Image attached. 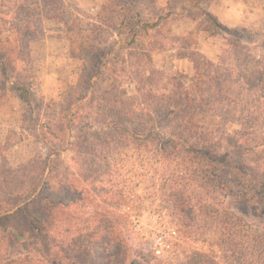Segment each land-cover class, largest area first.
<instances>
[{
	"label": "trees",
	"instance_id": "1",
	"mask_svg": "<svg viewBox=\"0 0 264 264\" xmlns=\"http://www.w3.org/2000/svg\"><path fill=\"white\" fill-rule=\"evenodd\" d=\"M0 5L8 14L38 18L37 24L48 19L67 25L72 16L63 0ZM109 8L98 14L89 44L82 45L81 90L68 110L69 129L80 123L78 130L86 132L73 145L80 154L74 169L58 173L55 181L44 171L32 182L15 177V187L0 190V222L13 221L20 239L29 233L47 239L57 230L63 242L75 238L61 264H264V43L258 58L240 31L228 29L231 39L212 61L195 43L159 34L162 25L146 19L162 20L156 1L112 0ZM173 49L193 63L192 77H150L149 64H138L139 57L150 63L155 51ZM17 56L0 42L1 77ZM109 72L129 77L135 93L112 81L98 101L95 81ZM27 76L14 89L32 115L33 80ZM234 86L241 91L237 98L230 94ZM206 117L240 128L232 134L209 129L201 122ZM257 150L263 157L248 164ZM140 186L169 210L190 242L174 260L161 259L136 232L129 204ZM196 242L220 245L222 256Z\"/></svg>",
	"mask_w": 264,
	"mask_h": 264
},
{
	"label": "rangeland",
	"instance_id": "2",
	"mask_svg": "<svg viewBox=\"0 0 264 264\" xmlns=\"http://www.w3.org/2000/svg\"><path fill=\"white\" fill-rule=\"evenodd\" d=\"M154 1L157 15H162V20L150 15L146 19L162 25L159 34L168 35L178 43H195V48L209 60L218 61L227 47L231 39L228 29L240 31L245 37L244 43L252 47L254 55L262 57L264 0ZM63 2L72 14L65 21L67 25L62 20L55 22L48 19L37 24L40 21L38 18L27 20L24 15L8 14L6 10H1L0 5L1 46L14 48L18 53L16 58L9 60L12 63L7 64L9 72L6 77L0 75V190L3 191L7 186L11 189L15 187V177L24 183L31 178L32 182V177L43 171L47 177L52 172L49 179L55 181L58 173L71 172L75 167L74 157L80 156L73 145L80 143L78 136H85L86 132L78 130L80 123L76 129H69L72 115L68 110L81 90L79 81L84 65L82 45L89 44L88 37L91 38L96 29L93 24L98 14L107 13L112 0ZM116 39L114 37L111 43ZM144 40L148 41V37ZM183 53L177 49L155 51L150 63L139 57L138 64H149L150 77L157 73L166 77L178 74L192 77L193 63L182 56ZM0 72L3 73L1 60ZM26 76L33 80L32 115L14 89V84L24 81ZM112 81L122 83L130 95L136 91L129 77L122 80L116 72H109L105 80L100 78V81H95L98 101ZM230 90L233 97H239V87L234 86ZM81 107H88V104L84 103ZM201 122L206 128L220 127L231 134L240 128L236 124L219 126L210 117ZM97 130L100 131V128ZM262 157V150H257L249 154L247 163L252 165ZM130 188H133V184ZM17 189L19 187L14 188ZM134 192L137 200H132L129 205L137 234L149 242L161 259L174 260L177 253L188 249L190 242L184 241L169 210L153 197L147 187H136ZM15 227L17 225L13 221L0 222V264H16L18 261L61 264L65 263L63 253L73 250L71 245L75 244V238L70 237L63 242L58 230L49 233L47 239L36 236V233L25 234L20 239L15 235L18 233ZM109 244L115 253L116 243L112 241ZM194 245L214 256H222L220 245L203 242Z\"/></svg>",
	"mask_w": 264,
	"mask_h": 264
}]
</instances>
